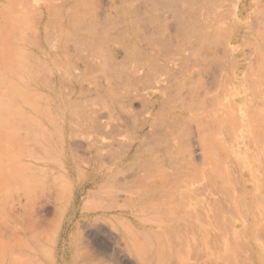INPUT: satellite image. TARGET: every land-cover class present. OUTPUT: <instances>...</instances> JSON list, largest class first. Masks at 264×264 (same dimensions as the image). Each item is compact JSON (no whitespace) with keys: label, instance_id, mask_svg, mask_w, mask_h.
<instances>
[{"label":"rangeland","instance_id":"374dc122","mask_svg":"<svg viewBox=\"0 0 264 264\" xmlns=\"http://www.w3.org/2000/svg\"><path fill=\"white\" fill-rule=\"evenodd\" d=\"M99 1L92 6L91 0H0V186L6 184L0 188L5 190L0 192V264H264V0H212L214 21L222 29L219 42L178 36L175 29L189 25L187 14L156 10L152 1L144 2L149 4L144 12L143 7L138 11L140 0ZM187 2L199 5V14L204 9L202 0ZM63 13L67 33L60 38L56 28L62 27ZM109 13L117 27L105 20ZM146 19L153 20L148 29ZM234 44L237 50L231 52ZM18 45L23 52H16ZM66 56L70 67L57 63ZM34 82L60 91L63 102H49L41 94L34 99L36 107L21 105L24 113L36 110V117L27 119L18 115L17 87ZM225 109L238 117L242 113L243 126L230 123L234 112ZM39 124L42 135L34 132ZM203 128L217 134L201 137ZM236 129H243L238 131L243 136ZM235 137L246 142L244 149L253 147L246 150L250 159L244 145H234ZM211 140L231 151L224 158L214 150V166L227 169L223 182L208 170L215 168L210 166L214 159L203 160L212 156L207 150L213 144L216 149ZM17 158L29 168L18 169ZM202 161L209 163L207 173L197 170L206 165ZM155 173L165 175L167 186L185 182L191 187L186 196L193 197L192 205L156 207L161 198ZM210 181L216 189L220 185L219 192ZM214 201L218 206L202 213Z\"/></svg>","mask_w":264,"mask_h":264},{"label":"bare ground","instance_id":"6f19581e","mask_svg":"<svg viewBox=\"0 0 264 264\" xmlns=\"http://www.w3.org/2000/svg\"><path fill=\"white\" fill-rule=\"evenodd\" d=\"M67 1V0H66ZM92 1V6H98L99 4H100V1L99 0H91ZM147 2V1H152V3L153 4H150V5H153V6H156V10L157 9H164V10H166L168 13H174V15L175 16H182V14H181V12L182 13H184V14H187V21H188V27H186V28H176L175 29V34L177 33L178 34V36L180 35V36H182V37H184V38H192V37H202V40L203 41H205V38L206 37H214L215 38V40L217 41V42H219L220 41V38H221V33H222V29L220 28L221 26L220 25H218L217 23H215V21H214V15H215V9H214V5H212V0H202V2H201V6H202V8H204L203 9V11L199 14L198 12H199V5H196V6H189V4H188V2H187V0H182V1H173V0H140V1H138L139 3H138V5H137V7H138V11L139 12H141V10H142V7H143V11L142 12H144V9H146V7H145V5H149V4H146V3H144V2ZM107 2H110V4H112L113 2H111V1H107ZM71 4V3H70ZM72 5V4H71ZM12 6V5H11ZM67 6H69V7H67V9L68 8H70V5H67ZM171 6H173L174 8H172L171 9ZM189 6V7H188ZM13 7H15V6H13ZM12 7V8H13ZM183 7H186L187 8V11H183L182 10V8ZM48 9L49 8H51V7H47ZM8 9H10V7L8 8ZM62 9V8H61ZM50 10L51 9H49V13H50ZM65 10H66V8H65ZM10 11V10H9ZM52 11L53 10H51V13H52ZM56 11V10H55ZM58 11H60V9L58 10ZM57 11V12H58ZM47 12L48 11H46V14H47ZM54 12V11H53ZM57 12H55V14L57 13ZM65 12H67V10L65 11ZM64 12V13H65ZM75 12L76 11H74V12H72V13H74L73 15H75ZM11 13V12H10ZM49 13H48V15H49ZM59 13V16H60V12H58ZM63 13V14H64ZM78 12H76V15L78 16V14H77ZM198 13V14H197ZM235 13V16H236V24H238V23H240V18H239V16H240V13L237 11H235L234 12ZM13 14V13H12ZM15 14V13H14ZM66 15H68L67 13H65ZM65 14L64 15H61V19L63 20V23L61 22V24H62V27H61V25L59 26V25H57V26H59L58 28H56V30L57 29H59L58 31H59V36L58 37H60V38H65V36H64V33L66 32L67 33V29L65 30V28L63 27L65 24L64 23H66V17H65ZM7 15V14H6ZM5 14L3 15V16H6ZM17 15V14H16ZM3 16H2V18H3ZM8 16H9V14H8ZM13 16H15V15H13ZM16 17V16H15ZM17 17H18V19H20L19 18V16L17 15ZM63 17V18H62ZM65 17V18H64ZM14 18V17H13ZM13 18H11V19H13ZM78 17H76L75 19H76V21L74 20V24H73V28L75 27V29H73V30H76L77 29V19ZM6 19V18H5ZM158 19V18H157ZM163 19L165 20V16H163ZM184 19V18H183ZM105 20L107 21V23H109L110 24V26H115V27H117V22L115 21V19H113V17L110 15V13H109V15H107V16H105ZM162 20V19H161ZM17 22H18V20L15 22L16 24H17ZM12 23V22H11ZM153 23V20L152 19H146V21L144 22V26L148 29L149 28V26L151 25ZM60 24V23H59ZM18 25V24H17ZM21 24H19L18 25V27H20L21 29H22V26H20ZM147 25H149V26H147ZM42 26H44V25H42ZM66 27V26H65ZM53 28V31H54V27H52ZM33 29V28H32ZM23 30V29H22ZM38 31H39V29H38ZM37 30H35V33H37L38 32ZM42 31H43V29H42ZM52 31V32H53ZM45 31H43V33H44ZM47 32V31H46ZM57 32V31H56ZM78 31H76V32H74V33H76V36L78 37V33H77ZM39 33V32H38ZM54 33H55V31H54ZM58 33V32H57ZM233 34H232V38H233V41L234 42H236V40H237V38H239V37H237L238 35H239V33H240V30L238 29V27L232 32ZM53 34V33H52ZM51 34V35H52ZM90 34L93 36L94 35V32H90ZM43 35V34H42ZM44 35H45V33H44ZM55 35H57V34H55ZM95 36V35H94ZM44 38H45V36H43ZM48 37V36H47ZM52 37V36H51ZM55 37V36H54ZM44 38H43V40H44ZM59 38V40H61ZM107 38H108V36L106 35V34H102L101 35V40L102 41H106L107 40ZM0 39H1V37H0ZM4 39V38H3ZM58 39V38H57ZM77 39V38H76ZM56 40V39H55ZM53 42L54 41V39L52 38V40H50V42ZM57 41V40H56ZM63 41V43H64V39L62 40ZM62 41H61V43H62ZM31 42V41H30ZM55 42V41H54ZM53 42V43H54ZM76 42H77V40H76ZM33 43V42H32ZM57 43V42H56ZM61 43L59 44L60 45V48H61ZM2 44V43H1ZM65 44H66V42H65ZM76 44H78V42L76 43ZM62 45H64V44H62ZM235 45V44H234ZM3 46V45H2ZM54 46V45H53ZM237 46L238 45H235V46H233L232 47V51L231 52H233V51H236L237 50ZM65 48H66V45H65ZM16 52H18V53H20V52H23V49H22V47L20 46V45H18V47H16ZM230 52V53H231ZM259 52H262V51H259ZM263 53V52H262ZM76 54H78V52L76 51ZM230 55V54H229ZM262 56L264 55V54H261ZM260 55V56H261ZM76 56V55H75ZM78 56V55H77ZM76 56V57H77ZM260 56H259V58H260ZM223 58H224V56H223ZM70 59H71V57H69V56H66V58L65 59H62V61H60V63L59 62H57L58 64H62V65H67L68 67H70V63H71V61H70ZM230 59V58H229ZM261 59V58H260ZM19 60V59H18ZM264 60V59H263ZM262 60V61H263ZM43 61L45 62V58H43ZM226 61V60H225ZM43 62V63H44ZM221 62H224V61H222L221 60ZM230 63V62H229ZM236 63V62H235ZM264 63V62H263ZM45 64H47L46 62H45ZM70 64V65H69ZM221 64V63H220ZM226 64V63H225ZM232 64V63H231ZM230 65V64H229ZM247 65V64H246ZM249 65V64H248ZM251 65H253V64H251ZM257 65V64H256ZM261 64H259V66H260ZM224 66V65H223ZM232 66V65H231ZM43 67H47V69H48V65H46V66H43ZM53 67V66H52ZM250 67V66H249ZM232 68H234V67H232ZM257 68V67H256ZM260 68V67H259ZM47 69H45V70H47ZM50 69V68H49ZM48 69V70H49ZM59 69V71H62L63 72V76H64V74H65V69H61V68H58ZM230 69V68H229ZM38 71V70H37ZM50 71V70H49ZM224 71V70H223ZM229 71H231V70H229ZM257 71H259V69H257ZM46 72H48V71H46ZM222 72V71H221ZM261 72V71H260ZM262 72H264V71H262ZM23 73V72H22ZM56 73V72H55ZM61 75H62V73H60ZM225 74V73H224ZM229 74V73H228ZM24 75V74H23ZM25 75H27V73L25 74ZM66 75H67V72H66ZM70 75V74H69ZM68 75V76H69ZM214 75V74H213ZM212 75V76H213ZM232 75V74H231ZM258 75V74H257ZM19 76H21V74L19 75ZM28 76V75H27ZM26 76V77H27ZM29 76H31V75H29ZM27 77V78H30V77ZM249 76V75H248ZM32 77V76H31ZM214 77V76H213ZM35 77L33 76V79H34ZM225 78V77H224ZM227 78V77H226ZM229 78V77H228ZM249 78V77H248ZM23 79V78H22ZM32 79V78H31ZM69 79V78H68ZM67 79V80H68ZM235 79V82H236V80L238 79V76H237V74L234 76V78H233V80ZM257 79V78H256ZM21 80V79H20ZM19 80V81H20ZM216 80V79H215ZM227 80V79H226ZM232 80V79H231ZM23 81H27V80H23ZM33 81V80H32ZM31 81V82H32ZM46 81H47V78H46ZM218 81H220V80H218ZM229 81V80H228ZM259 81V80H258ZM264 81V80H263ZM21 82V81H20ZM60 82V81H59ZM70 82V81H69ZM231 82V81H230ZM23 83V82H22ZM34 83H36V82H34ZM44 83H45V81H44ZM224 83H225V81H224ZM232 83V82H231ZM258 83V82H257ZM41 83H36V84H30V83H28V85L27 86H25L26 88H22V87H17V105H18V115L19 116H22V115H24V114H26L25 115V117L27 118V119H31V117L32 118H35L36 117V114L34 113V112H36V110L34 109V107H36V106H34L35 105V101H34V99L35 98H37V96H39V95H41V96H45V94L44 93H46V97H44V98H47V100H48V97H49V100L51 99V101H49V102H53L52 100H54V101H56V102H63L62 100H60L61 99V97L59 96V92H58V90H57V92L55 91V90H50V89H48V90H50V91H48V90H44V88L43 87H45L44 85H40ZM46 84V83H45ZM48 84V83H47ZM219 84H220V82H219ZM1 85V84H0ZM23 85H25V83H23ZM30 85H32V86H30ZM50 84H48V86H49ZM35 86H37V87H35ZM47 86V85H46ZM51 86V85H50ZM50 86H49V88H50ZM52 86H53V84H52ZM222 87H223V84L221 85ZM236 86H237V83H236ZM219 87V86H218ZM18 88H22V90L20 89L19 90V92L20 93H18ZM46 88V87H45ZM59 88V87H58ZM215 89H216V87H215ZM217 89H219V88H217ZM242 89V88H241ZM261 89V88H260ZM222 90V89H221ZM249 90H252V89H249ZM257 90H259V88L257 87ZM21 91H23L22 93H24V94H22L21 93ZM213 91H216V90H213ZM244 91H246V89L244 90ZM260 91V90H259ZM258 91V92H259ZM261 91H263V93H264V89L263 90H261ZM217 92H218V90H217ZM219 92H221V91H219ZM223 92V91H222ZM225 92H226V88H225ZM231 92H232V90H231ZM230 92V93H231ZM248 92V91H247ZM207 93V92H206ZM215 93V92H214ZM213 93V94H214ZM233 93V92H232ZM250 93V92H249ZM44 94V95H43ZM211 94V93H210ZM216 94V96H217V93H215ZM65 95V94H64ZM230 95V94H229ZM231 95H233V94H231ZM253 95H255V94H253ZM40 96V97H41ZM215 96V95H214ZM215 96V97H216ZM63 97V96H62ZM67 97H68V95H67ZM214 97V98H215ZM218 97H219V95H218ZM229 97V96H228ZM261 97V96H260ZM44 98H42L41 97V99L40 100H44ZM199 98V97H198ZM212 98V97H211ZM232 98V97H231ZM264 97H262V99H263ZM218 99V98H217ZM229 99H230V97H229ZM39 99L37 100V101H40ZM43 100H42V102H43ZM201 100V99H200ZM200 100H198V101H200ZM67 101V100H66ZM197 101V102H198ZM217 101V100H216ZM225 101V100H224ZM223 101V102H224ZM228 101V100H227ZM262 101V100H261ZM264 101V100H263ZM25 102L26 103H28V104H30L31 103V106H34L33 108H32V112H26V113H24V110H22L23 108H21V105H23V104H25ZM48 102V103H49ZM60 102V103H61ZM218 102H220V101H218ZM230 102L231 101H229V104H230ZM237 102V101H236ZM33 103H34V105H33ZM39 103H41V102H39ZM44 103V102H43ZM55 103V102H54ZM217 103V102H216ZM234 103V102H233ZM257 103V102H256ZM214 105H215V103H213ZM225 104H226V102H225ZM248 104V103H247ZM65 105V104H64ZM212 105V103L210 104V106ZM219 105V104H218ZM235 105V104H234ZM234 105L232 106V107H234ZM262 105H264V104H262ZM39 106V105H38ZM41 106V105H40ZM216 106H217V104H216ZM231 106V105H230ZM241 106V105H240ZM244 106V105H243ZM248 106V105H247ZM62 107V106H61ZM66 106H64V108H65ZM201 107H202V105H201ZM242 107V106H241ZM256 107H258V106H256ZM260 107V106H259ZM51 108H53V107H51ZM63 108V107H62ZM204 108V107H203ZM202 108V109H203ZM206 108V107H205ZM210 108V107H209ZM216 108V107H215ZM218 108L219 107H217V109L216 110H218ZM240 108V107H239ZM38 109V108H37ZM68 109H69V107H68ZM70 109H71V106H70ZM73 109V108H72ZM201 109V108H200ZM234 109V108H233ZM261 109H262V107H261ZM190 110V109H189ZM209 110V109H208ZM208 110H204L203 112H206V111H208ZM214 110V109H213ZM226 110V112L229 114V115H231L233 112V115L236 113V111H234L233 110V112L232 111H230V112H228V109H225ZM230 110H232V109H230ZM235 110H237V107H235ZM240 110H241V108H240ZM247 110H248V108H247ZM64 111V110H63ZM62 111V112H63ZM70 111V110H69ZM212 111V110H211ZM222 111H224V110H222ZM242 111V113H244L245 114V110L243 111V110H241ZM255 111H257V110H255ZM262 111H263V109H262ZM60 112V111H59ZM215 112V111H214ZM252 112V111H251ZM250 112V113H251ZM264 112V111H263ZM55 113H56V111H55ZM212 113V112H211ZM226 113V114H227ZM241 113V114H242ZM246 113H248V112H246ZM253 113V112H252ZM257 113H258V111H257ZM60 114H61V112H60ZM71 114H72V112H71ZM213 114V113H212ZM212 114L210 115V119L212 120ZM225 114V115H226ZM238 114V113H237ZM240 114V113H239ZM241 114H240V117H238L239 115H231V121H229L230 123H232L233 125L235 124V126H236V124L238 125L239 123L240 124H242V122H244V120H245V118H243V117H241ZM243 114V115H244ZM255 114V113H254ZM259 114V113H258ZM203 115V114H202ZM216 115H218V114H216ZM251 115V114H250ZM261 115H262V113H261ZM184 116V115H183ZM232 116L234 117V118H232ZM247 116V115H246ZM249 116V115H248ZM253 116V115H252ZM257 116V115H256ZM264 116V115H263ZM218 117V116H217ZM228 117H230V116H228ZM236 117H237V119H236ZM254 117V116H253ZM259 117H260V115H259ZM199 118V117H198ZM208 118V117H207ZM221 118V117H220ZM224 119H225V117H223ZM257 118V117H256ZM202 119V118H201ZM209 119V120H210ZM219 119V118H218ZM217 119V120H218ZM244 119V120H243ZM248 119V118H247ZM250 119H251V117H250ZM197 120V119H196ZM213 120H215L214 118H213ZM226 120H228L227 118H226ZM249 120V119H248ZM255 120V119H254ZM199 121V120H198ZM218 121H220V120H218ZM218 121H216V123L218 122ZM246 121V120H245ZM253 121V120H252ZM142 122V121H141ZM200 122V121H199ZM224 122V121H223ZM226 122H228V121H226ZM225 122V123H226ZM248 122V121H247ZM250 122V121H249ZM259 122H260V120H259ZM258 122V123H259ZM262 122V121H261ZM263 122H264V120H263ZM207 123V122H206ZM205 123V124H206ZM210 123V125H211V122H209ZM209 123H207V124H209ZM215 123V121H214V125L216 124ZM219 123V122H218ZM218 123H217V125H218ZM256 123L257 122H255V124L254 125H256ZM21 124V123H20ZM143 124H144V122H142L140 125L141 126H143ZM221 125H222V123H220ZM224 124V123H223ZM229 124V123H228ZM227 124V125H228ZM252 124V123H251ZM209 125V126H210ZM216 125V126H217ZM221 125H218V127L219 126H221ZM233 125H231V128H233L232 126ZM253 125V124H252ZM261 125H263V124H261ZM18 129H21V125H19L18 124ZM180 126V125H179ZM207 126V125H206ZM205 126V128H207ZM226 126V125H225ZM242 126H243V124H242ZM37 127H39V128H37ZM183 127V126H182ZM212 127V126H211ZM211 127H209V128H211ZM227 127V126H226ZM229 127H230V125H229ZM260 127V126H259ZM43 128H44V126L43 125H41V124H39V125H36L35 127H34V129L35 130H38V132L37 131H35L34 130V132L35 133H37V134H41V133H44L43 132ZM208 128V129H209ZM215 128V130L216 129H218V133H219V128H217V127H213V129ZM231 128L229 129V131L231 130ZM245 128V127H244ZM254 128H256V127H253L252 129L254 130ZM258 128V127H257ZM27 129V128H26ZM212 129V128H211ZM224 129V128H223ZM248 129H249V127H248ZM203 130L205 131H201V133L202 132H204V134H203V136H202V134L200 135L201 137H204L205 135H206V137L207 138H211L212 136H214V135H210V129H209V131L207 130V129H204L203 128ZM220 130H222V129H220ZM240 130V131H239ZM239 130H237L236 129V133H238V131L239 132H241V130L243 131V129H239ZM255 130H257V129H255ZM206 131H208V133L209 134H205V133H207ZM214 131V130H213ZM234 131V130H233ZM232 130L230 131L231 133L233 132ZM246 131V130H245ZM249 131V130H248ZM257 131H259V130H257ZM29 132H27V134H28ZM181 133V132H180ZM211 133H216L215 131L214 132H212L211 131ZM242 133V132H241ZM241 133H238V135L239 134H241ZM244 133V132H243ZM261 133V132H260ZM264 133V132H263ZM58 134H60L59 132H58ZM217 134V133H216ZM233 134V133H232ZM250 134V133H249ZM42 135V134H41ZM207 135H209V137L207 136ZM224 135V134H223ZM237 135V134H236ZM246 135H248V133L246 134ZM250 135H254L253 133L252 134H250ZM255 135H256V132H255ZM255 135H254V137H255ZM264 135V134H263ZM211 136V137H210ZM232 136H234V135H232ZM231 136V137H232ZM241 136H243L242 134H241ZM223 137V136H222ZM239 137V136H238ZM244 137H245V134H244ZM253 137V138H254ZM263 137V136H262ZM206 138V139H207ZM221 138V137H220ZM233 138V137H232ZM236 138L237 137H235V142H237V140H236ZM253 138H252V140H253ZM202 139V138H201ZM201 139H200V141H201ZM215 139H217V138H215ZM222 139V138H221ZM255 140H256V138H254ZM261 139H264V138H261ZM261 139H259V140H261ZM203 140V139H202ZM218 140H219V138H218ZM218 140H215V141H218ZM231 140V143L233 144V141H232V139H230ZM247 140V139H246ZM252 140H250V142L252 143ZM206 140H204V142H205ZM215 141H213V140H211V142L213 143H215ZM241 138H240V140H238V142H237V144L235 143L234 145H237V147H238V145H242L241 146V148L243 147V145L246 143H241ZM203 142V141H202ZM206 142H208V141H206ZM205 142V143H206ZM249 142V141H248ZM248 142H247V144H246V146L248 145ZM249 142V143H250ZM211 143V144H212ZM223 144H224V140H223V142H222ZM254 143V142H253ZM216 145V149H214V144L212 145V149L210 148V150H207V151H211L212 153H209V152H207L206 151V154L208 155V153H209V156H211L209 159H207L208 157L206 156V157H204V159L203 160H205V161H209V162H211V160L212 159H214V154H215V157H216V155H217V153H216V151H214V150H218L217 152H218V156H220L219 155V152H220V154H224V158L226 157V156H228L229 157V155H230V153L227 155V153L230 151V149H227L228 148V146H222L221 145V143H220V145L217 147V143H215ZM230 144V143H229ZM202 145H203V143H202ZM227 145V144H226ZM206 147V146H205ZM208 147H209V145H208ZM231 147V146H230ZM236 147V146H235ZM248 147H250L249 145H248ZM244 148H247V147H245V145H244V147H243V149ZM205 149V148H204ZM238 149V148H237ZM242 149V150H243ZM251 149V148H250ZM250 149H244L243 150V152H245V154L244 155H247L246 154V150H249L250 151ZM252 149H253V147H252ZM251 149V150H252ZM255 149V148H254ZM261 149H262V147H261ZM228 150V151H227ZM239 150H240V148H239ZM241 150V151H242ZM237 151V150H236ZM254 151V150H253ZM264 151V150H263ZM231 152V151H230ZM235 153V152H234ZM240 153V152H239ZM251 153V152H250ZM205 154V155H206ZM232 154V153H231ZM242 154V152L240 153V154H236L237 156H239V155H241ZM253 154V153H252ZM252 154H250V155H252ZM254 155V154H253ZM223 156V155H222ZM233 156H235V155H233ZM248 156V155H247ZM18 157H19V154H18ZM217 158V157H216ZM216 158L214 159V160H212V164L210 163V166H212V167H217L218 166V164L217 165H215L214 166V164L216 163V162H218V160H216ZM219 158V157H218ZM223 158V157H222ZM242 158H243V154H242ZM248 158H249V156H248ZM247 158V159H248ZM251 158V157H250ZM249 158V159H250ZM253 159H255L256 158V156H254V157H252ZM19 158H17V161L16 162H18L17 163V165H19V166H17L18 167V169H22L21 167H23V165L25 164V163H27V162H25L24 164L23 163H21V161L20 160H18ZM220 159V158H219ZM235 159H236V156H235ZM238 159V158H237ZM246 159V158H245ZM244 159V160H245ZM216 160V161H215ZM239 160V159H238ZM205 161H202V162H204V164H206L205 166H203L202 164L203 163H201V165H202V167L204 168V167H207L208 166V168H209V163L207 164V162L205 163ZM214 161H215V163H214ZM219 161H222V160H219ZM253 161V160H252ZM20 163V164H19ZM250 163H251V160H250ZM27 164H29L30 165V163H27ZM22 165V166H21ZM26 165V164H25ZM28 165V166H29ZM201 165L200 166H198V168H197V170L199 169V170H201L202 172H205V168H204V171H203V168H199V167H201ZM246 165V164H245ZM27 166V165H26ZM25 166V167H26ZM27 166V168H29ZM220 166V167H219ZM218 167H219V169L220 168H222L223 166H225L224 164H221L220 163V165H219ZM222 166V167H221ZM17 167H15V168H17ZM192 167H194V165L192 166ZM191 167V168H192ZM217 167V168H218ZM15 168H14V170H15ZM196 167H194V169H195ZM215 168L213 169V168H209L208 170L210 171V169H212L211 171L213 172V171H215V172H213V173H215L214 175H215V177H214V180H217L218 181V179H215V178H219V176H220V178H219V181H222L223 182V178L224 177H221V176H225V179L227 178V176L226 175H224V171L225 170H227V169H225V167H223V170L221 169V171H220V173H219V169H217L216 168V170H215ZM247 168H249V167H247ZM246 168V169H247ZM251 168V167H250ZM249 168V169H250ZM225 169V170H224ZM248 169V170H249ZM30 170V169H29ZM196 170V169H195ZM16 171H17V169H16ZM25 171V170H24ZM26 171H28V169L26 170ZM207 171V170H206ZM210 171V172H211ZM22 172V170H20L16 175H15V173L16 172H12L13 174L12 175H15L13 178L15 179V178H20V176H21V174H19V173H21ZM159 172H160V170H159ZM202 172H199L200 173V176L202 175V176H204V175H206L205 173H207V172H205L204 173V175H203V173ZM222 172V173H221ZM251 172V171H250ZM32 173V172H31ZM202 173V174H201ZM219 174V176H218V174ZM227 173V172H226ZM225 173V174H226ZM25 174V173H24ZM27 174H29V172L27 173ZM33 174V173H32ZM182 175L184 174V173H181ZM189 174V173H188ZM223 174V175H222ZM30 175V174H29ZM213 174H212V176H214ZM217 175V176H216ZM164 176L165 175H163V174H161V173H155V178H156V180L160 183V189H159V196H160V198H161V204L159 205V203H155V206L156 207H159V208H161V209H165L166 208V206L167 207H173L172 206V204L173 203H176V204H173L174 206L176 205V206H179L180 208L179 209H183V210H185L186 208H188V207H190L191 205H192V202H191V199H190V194H189V196L187 197L186 196V189H188V188H191V187H187L186 185H185V182L184 183H182V185L180 186V184L178 185H176L175 183L173 184V183H168L167 182V184H169L168 186L166 185V181L164 180ZM179 176V175H178ZM210 176V175H209ZM242 176V175H241ZM184 177L185 178H187V176H185L184 175ZM184 177H182V178H184ZM188 177H189V175H188ZM207 177H208V174H207ZM180 178V177H179ZM181 178V179H182ZM209 178V177H208ZM213 178V177H212ZM242 178H244V177H242ZM26 179V178H25ZM189 179V178H188ZM187 179V180H188ZM224 179V180H225ZM16 180V179H15ZM31 180V179H30ZM179 180V179H178ZM213 180V182L214 183H217V181H214ZM242 180V179H241ZM22 181V180H21ZM32 181V180H31ZM206 181V180H205ZM212 181V180H211ZM211 181L209 182V183H211ZM248 181V180H247ZM251 181H253L254 182V179L253 180H251ZM17 183L19 182V180L18 181H16ZM33 182H34V180H33ZM180 182H181V180H180ZM189 182V181H188ZM207 182V181H206ZM225 182V181H224ZM29 183V182H28ZM16 184V183H15ZM19 185L21 184V183H18ZM88 183H87V181L86 182H84V184H83V186H86ZM220 184V183H219ZM254 184V183H253ZM5 186H0V188H1V191H2V188L3 189H5L6 188V184H4ZM211 185H212V187H213V189L214 190H216V191H218L219 192V187H220V185H218L217 186V189L214 187L215 185L213 184V183H211ZM22 186V185H21ZM17 187V186H16ZM19 187V186H18ZM35 187V186H34ZM180 187H181V190H180ZM24 188V187H23ZM183 188V189H182ZM219 188V189H218ZM189 190H191V189H189ZM0 191V192H1ZM77 191H78V188H77ZM4 192H5V190H4ZM3 192V193H4ZM217 192V193H218ZM2 193V192H1ZM2 193V194H3ZM28 193V192H27ZM190 193V192H189ZM256 193V192H255ZM2 194H0L1 195V197H2ZM4 195V194H3ZM185 195V196H184ZM244 195V194H243ZM243 195H242V197H243ZM249 195H251V194H249ZM252 195H254V192H253V194ZM27 196V195H26ZM28 196H29V193H28ZM27 196V197H28ZM187 197V198H186ZM249 197H251V196H249ZM248 197V198H249ZM254 197V196H253ZM186 198V199H185ZM190 200H189V199ZM191 198H193V197H191ZM250 199V198H249ZM249 199H248V201H249ZM254 199V198H253ZM245 200V199H244ZM247 200V199H246ZM257 200V199H256ZM256 200H254V201H256ZM241 201V200H240ZM254 201L252 200L251 202H253V206H254ZM180 204H179V203ZM245 202V201H244ZM244 202H242V203H244ZM73 203H74V200H73ZM248 203L249 202H247V205H248ZM256 205L258 204L257 202L255 203ZM220 205H222V204H220ZM219 205V208L221 207ZM244 205V204H243ZM250 205L251 204H249V207H250ZM255 205V206H256ZM215 206H218L217 205V203L214 201L212 204H210L208 207H206V208H204V209H201V211H202V213H207L208 211L210 212L211 211V209L212 208H214ZM237 206V205H236ZM239 207V206H238ZM242 207H244V206H242ZM257 207V206H256ZM251 209H252V205H251V207H250ZM237 209V208H236ZM241 209V208H240ZM243 209V208H242ZM249 209V208H248ZM254 209V208H253ZM256 209V208H255ZM213 210V209H212ZM215 210V209H214ZM244 210H246V208L244 207ZM166 211H167V209H166ZM198 213L199 212V210H197V211H195L194 212V214L195 213ZM244 212V211H243ZM252 212V211H251ZM200 213V212H199ZM199 213H198V215H199ZM253 214V213H252ZM251 214V215H252ZM198 215H196V216H198ZM195 216V215H194ZM193 216V217H194ZM200 216V215H199ZM198 216V217H199ZM202 217V216H201ZM206 217V216H205ZM197 219H199V218H197Z\"/></svg>","mask_w":264,"mask_h":264}]
</instances>
